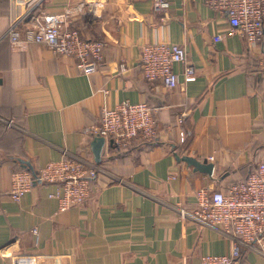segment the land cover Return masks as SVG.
<instances>
[{
	"label": "crops",
	"instance_id": "crops-1",
	"mask_svg": "<svg viewBox=\"0 0 264 264\" xmlns=\"http://www.w3.org/2000/svg\"><path fill=\"white\" fill-rule=\"evenodd\" d=\"M58 13L104 43L99 70L83 74L42 44L11 49L12 23L24 29ZM227 28L202 0H168L161 12L152 0H0V264H195L230 250L231 238L180 215L194 208L198 188L223 189L264 160V39L249 48ZM155 41L184 45L195 79L184 82L179 63L174 89L144 79L140 47ZM123 100L157 108L158 136L123 151L108 146L83 204L58 211L51 183L19 201L4 193L23 169L19 158L35 170L64 155L94 160L87 128ZM176 154L207 159L214 172ZM233 264H264V252L243 247Z\"/></svg>",
	"mask_w": 264,
	"mask_h": 264
},
{
	"label": "built area",
	"instance_id": "built-area-1",
	"mask_svg": "<svg viewBox=\"0 0 264 264\" xmlns=\"http://www.w3.org/2000/svg\"><path fill=\"white\" fill-rule=\"evenodd\" d=\"M202 2L222 12L227 17V34L241 36L249 48L258 46L264 39V0ZM152 5L156 11H165L168 0H152ZM93 9L96 10L94 13H99L102 7L94 5ZM65 18L66 14H45L42 21L34 22L24 29L12 23L5 36L13 51H25L32 43L42 44L55 56L75 60L79 72L86 75L96 72L103 60L104 43L86 39L80 28L70 25ZM222 39V34L213 36L214 42ZM177 63L182 65L184 82L193 81L196 71L184 45L155 41L140 47L141 73L149 82L159 81L168 90L176 88L179 81L173 66ZM119 68L121 73L129 69L126 62H121ZM156 111V107L145 101L123 100L112 108H103L99 124L90 126L86 132L105 137L104 151L109 147L118 151L127 150L157 138ZM184 117L185 114L181 113L177 122H182ZM99 171V164L92 159L64 155L36 169L35 174L26 168L12 171L9 188L4 193L12 200L19 201L34 184L51 183L55 188L49 197L57 202L58 211H64L85 202ZM2 194L0 192V199ZM194 200V208L190 212L180 209V215L189 214L232 240L228 252L201 255L195 264H233L241 256L243 247L264 252V160L258 161L255 169L244 179L223 189L211 186L198 188L194 192Z\"/></svg>",
	"mask_w": 264,
	"mask_h": 264
},
{
	"label": "water",
	"instance_id": "water-1",
	"mask_svg": "<svg viewBox=\"0 0 264 264\" xmlns=\"http://www.w3.org/2000/svg\"><path fill=\"white\" fill-rule=\"evenodd\" d=\"M106 144V139L103 136L96 135L91 140V147L93 152L94 161L99 164L102 159V154L104 152V147ZM109 144H112V140H109ZM178 160L186 162L189 166H193L194 171H200L206 173L208 175H212L214 172V165L211 162H208L207 159L198 160L192 156L182 155L179 156L176 154ZM18 161L20 162L23 168L30 170L33 174H35V169L33 168L32 164L28 160H24L19 158Z\"/></svg>",
	"mask_w": 264,
	"mask_h": 264
},
{
	"label": "trees",
	"instance_id": "trees-1",
	"mask_svg": "<svg viewBox=\"0 0 264 264\" xmlns=\"http://www.w3.org/2000/svg\"><path fill=\"white\" fill-rule=\"evenodd\" d=\"M148 103V102H147ZM149 104V103H148ZM150 105V104H149ZM147 144H150V143H144V145H147ZM135 146V145H134ZM20 168H18V169H16V170H19ZM255 169V166H252L251 168H248V170L246 171V173H245V177L252 171V170H254ZM244 177V178H245ZM243 178V179H244Z\"/></svg>",
	"mask_w": 264,
	"mask_h": 264
}]
</instances>
